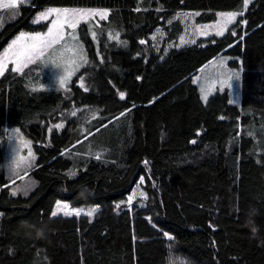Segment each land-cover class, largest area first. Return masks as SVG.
I'll return each instance as SVG.
<instances>
[{"label":"trees","instance_id":"16d2710c","mask_svg":"<svg viewBox=\"0 0 264 264\" xmlns=\"http://www.w3.org/2000/svg\"><path fill=\"white\" fill-rule=\"evenodd\" d=\"M248 1L224 37L179 50L190 0H31L0 10V55L21 32L47 33L51 22L34 19L49 8L109 12L80 28L87 62L67 87L43 61L22 74L10 65L0 78V264H264V0ZM222 56L243 71L240 105L228 89L205 104L194 82ZM14 129L36 157L27 196L12 195L7 174ZM141 178L147 205L118 211ZM58 201L100 212L53 217Z\"/></svg>","mask_w":264,"mask_h":264},{"label":"rangeland","instance_id":"374dc122","mask_svg":"<svg viewBox=\"0 0 264 264\" xmlns=\"http://www.w3.org/2000/svg\"><path fill=\"white\" fill-rule=\"evenodd\" d=\"M244 2V0H190L189 7L187 8L186 12L182 14V19L184 20L185 24V32L183 34V40L180 38L176 43H174V48L177 50L183 49L192 45L197 44L201 40H208L213 37L222 38L224 37L228 32L229 29L234 25V23L237 21L238 16H236L235 20L232 21V23L228 24L227 28L224 29L222 35L216 34V28L215 25L218 21H221L223 17H221L220 13H228L233 12L234 9L240 4ZM31 3V0H15V5L13 6V0H0V9H9L15 8L18 6H27ZM249 3V1H248ZM46 11V10H45ZM44 12V11H43ZM42 13V12H41ZM197 13L203 14H216L218 16L217 21L212 24H206V25H197L195 24V18L197 16ZM13 15V14H12ZM40 14L36 16L34 19V24L40 25L44 22L52 21L54 19L53 16L48 17V19H38ZM109 16V15H108ZM107 16V18H108ZM107 18L101 20L100 17H94L87 23L81 22V24L77 27L75 31L76 39H71L72 30L71 29H65V41L61 42V45L54 46L56 49V52L53 53L51 49L46 50L44 54L39 57L37 61H43L42 64L49 68L53 83L57 85L59 88H65L73 77L75 76L76 71L82 69L86 63L80 57H83L87 61L86 53L83 48V42L80 38V28L83 25H88L90 29L92 30V24L99 25V22L105 21ZM161 29L158 31L159 33L153 37L155 45H160L163 40V33L160 32ZM203 32H207V35H203ZM25 33V32H24ZM31 34L32 33H26ZM46 34V33H45ZM19 37V35L17 36ZM17 37L14 39L16 40ZM13 40V41H14ZM12 41V42H13ZM12 42L9 44L11 45ZM67 45V47H64V45ZM8 47L2 52L0 55V59L3 58L4 54L9 50ZM172 45V46H173ZM13 59H9L5 61V70L3 74L7 71L8 67L11 65L13 69L15 68V63L13 62ZM74 61L78 67H76L73 75L68 78L67 82L63 87L59 84V77L61 75L65 74V68L69 66V61ZM235 60L234 58L222 56L220 58H215L214 60L210 61L207 65H205L198 73L197 77L195 78V84L200 89L205 88L207 93V98L204 99L205 93L201 92L202 99L205 104L208 103L211 96H213L218 90H225L228 89L231 93V99L232 102L236 105L241 104L242 100V75L243 71L241 69H232L229 66V63ZM34 62V63H36ZM34 63L28 64L26 67L23 68L22 71L17 72L19 74H22L24 71H26L30 66H32ZM16 72V71H15ZM236 75H233V74ZM0 75V78L3 76ZM212 76V79H208L209 76ZM13 130H10L7 133V137L9 139V133ZM23 144H27V146H23ZM14 147L18 150L16 152L17 158L23 157V160L18 159V167H17V174L15 176L11 175L9 172V167L12 164L13 161V149ZM29 149H31V152L33 156L35 157V154L33 152L32 145L24 138L22 132L18 131L14 133V139L12 142L8 143V163H7V174L8 178L10 180V186H11V192H13L14 189L20 188L21 191H18L16 195H29L34 189L37 187L36 182L32 179L30 173L33 170L35 163H36V157L33 160L32 157L29 156ZM31 164V167L28 166V164ZM71 177H74L73 175H70ZM27 187L28 192L27 195L24 194L23 189ZM146 182L143 178L140 179L138 185L135 187L132 194L127 198L126 201L119 203L117 205V210H123L125 208L132 210L135 206L145 207L148 203V194L145 190ZM129 198H131V201H129ZM61 205L67 204L68 209L64 210H58L57 209V203L54 207L53 211H57V216L62 217H81L86 216L90 219H94V217L97 215V213L100 212L99 207H79L75 208L72 207L68 202L66 201H59ZM73 209L80 210L79 215H75L72 213ZM93 209H95V212L93 215L89 216L87 213L91 212ZM64 211H68L72 214L64 215ZM2 215L0 214V219Z\"/></svg>","mask_w":264,"mask_h":264},{"label":"snow or ice","instance_id":"6c2138e0","mask_svg":"<svg viewBox=\"0 0 264 264\" xmlns=\"http://www.w3.org/2000/svg\"><path fill=\"white\" fill-rule=\"evenodd\" d=\"M245 7L248 5V0H244ZM15 5V0H13V6ZM139 11V9H137ZM109 15L108 10L106 9H93V8H77V9H68V8H49L46 11L40 13L38 19H48V17L53 16L54 19L51 21V26L48 27L47 33L42 34V33H35L34 35L31 34H26L24 32H21L19 37H17L16 40L12 42L11 45H9V50L4 54L3 58L0 59V75L3 74L5 70V61L9 59H13V62L15 63V68L13 71L20 72L23 70L24 67H26L30 63L36 62V60L41 57L46 50L51 49L53 53L56 52V49L54 46L61 45L62 41H65V29H71L72 34H71V39L75 40V31L77 27L81 24V22L87 23L94 17H100L101 20L107 18ZM199 15V13H197ZM223 19L221 21H218L217 24L215 25L216 28V34L217 35H222L223 31L225 28H227L228 24L232 23V21L235 20L237 13L236 12H228V13H220L219 14ZM242 15V13H241ZM203 35H207V32H203ZM96 32H92V36L95 39L96 38ZM233 35L235 33L233 32ZM119 37V33H116V38ZM113 37L111 34L109 35V39H112ZM183 40V37H181ZM144 40H140V44H144ZM64 47H67L65 44ZM86 63L87 61L83 58L80 57ZM76 67L78 65L75 64L74 61H69V66L65 68V74L61 75L59 77V84L61 87L65 85L67 82L68 78H70ZM233 75H236L235 73ZM208 79H212V76L210 75ZM36 88L33 87V91H35ZM201 92L205 93V96L203 97L204 99L207 98V93L205 88H201ZM120 98L121 100L124 99V93H120ZM72 116L76 115V112L71 113ZM123 115V113H121ZM57 127H63V125H57ZM18 129H14L12 132L9 133V139L10 142L13 141L14 139V133L18 132ZM195 143V141H193ZM23 146H27V144H23ZM18 150L14 147L13 152V161L12 164L9 167V172L11 175L15 176L17 174V167H18V159L23 160V157L17 158L16 152ZM29 156L32 157L34 160L35 157L33 156L31 149H29ZM99 158V157H97ZM147 163V161L145 162ZM29 167H31V164H28ZM70 175H75V173H70ZM22 189L16 188L13 190L12 195H16L18 191H21ZM23 192L25 195H27L28 188L25 187L23 189ZM129 201H131V198H129ZM57 209L58 210H64L68 209L67 204L61 205L60 202H57ZM95 212V209H93L91 212L87 213L89 216L93 215ZM72 213L75 215L80 214V210L78 209H73ZM68 211H64V215H69L72 214ZM53 217L57 216V211H53L51 213ZM167 235V233H165ZM169 240L172 239L171 236L168 237Z\"/></svg>","mask_w":264,"mask_h":264},{"label":"clouds","instance_id":"9594fccd","mask_svg":"<svg viewBox=\"0 0 264 264\" xmlns=\"http://www.w3.org/2000/svg\"><path fill=\"white\" fill-rule=\"evenodd\" d=\"M171 264H183V261L180 260V259H175V258H174V259L172 260Z\"/></svg>","mask_w":264,"mask_h":264},{"label":"crops","instance_id":"0c3cea01","mask_svg":"<svg viewBox=\"0 0 264 264\" xmlns=\"http://www.w3.org/2000/svg\"><path fill=\"white\" fill-rule=\"evenodd\" d=\"M0 10H3V9H0Z\"/></svg>","mask_w":264,"mask_h":264}]
</instances>
